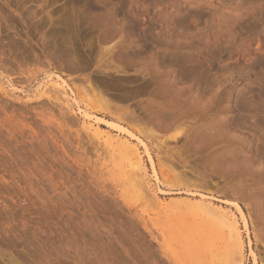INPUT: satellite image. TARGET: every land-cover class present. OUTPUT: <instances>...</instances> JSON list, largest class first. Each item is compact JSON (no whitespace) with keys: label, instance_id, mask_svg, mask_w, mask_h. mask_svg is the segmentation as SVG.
<instances>
[{"label":"rangeland","instance_id":"374dc122","mask_svg":"<svg viewBox=\"0 0 264 264\" xmlns=\"http://www.w3.org/2000/svg\"><path fill=\"white\" fill-rule=\"evenodd\" d=\"M82 111L139 137L156 179ZM251 251L264 264V0H0V264Z\"/></svg>","mask_w":264,"mask_h":264},{"label":"bare ground","instance_id":"6f19581e","mask_svg":"<svg viewBox=\"0 0 264 264\" xmlns=\"http://www.w3.org/2000/svg\"><path fill=\"white\" fill-rule=\"evenodd\" d=\"M61 79V82H62V84H54V87L55 88H60V89H64V87H65V81L62 79V78H60ZM44 83V82H43ZM48 84V83H47ZM42 89V88H41ZM49 89V88H48ZM47 89V90H48ZM57 90V89H56ZM46 91V90H45ZM65 91V90H64ZM50 92V91H49ZM54 92V91H53ZM47 93H48V91H47ZM65 94V93H64ZM53 95V94H52ZM58 99V98H57ZM71 104V103H70ZM82 116H83V118L84 119H86V120H92V122H93V124L94 125H96L97 127H99V125L100 124H103V125H105V126H107L108 128H110V129H112V130H114V131H117V132H119V133H122V134H124V135H126V136H128V137H131L132 139H135L142 147H143V149H144V152H145V154H146V156H147V160H148V162H149V164H150V167H151V169H152V174H153V176L155 177V179H156V169H155V167H154V162H153V159H152V157H151V155H150V153H149V151H148V149H147V147H146V145H145V143L139 138V137H137L135 134H133L131 131H129L128 129H126L125 127H123V126H121V125H119V124H117V123H114V122H112V121H110V120H106V119H103V118H101V117H96V118H93V116L91 115V114H89V113H87V112H85V111H82V114H81ZM123 135V136H124ZM127 139V138H126ZM135 149V148H134ZM133 150V149H132ZM135 153H136V151H135ZM137 155V154H136ZM135 156V155H134ZM133 156V157H134ZM138 156V155H137ZM137 156H135V157H137ZM135 157H134V159H135ZM136 160V159H135ZM133 163V162H132ZM134 164V163H133ZM127 170H129V169H127ZM136 182V181H135ZM134 182V183H135ZM133 183V184H134ZM141 184V183H140ZM143 184V183H142ZM139 185V184H138ZM152 187V186H151ZM158 193H160V194H163L164 193V191L161 189V188H158ZM191 194V193H190ZM236 207V210H237V212H238V214L240 215V217H241V219H242V221H243V226H244V228L246 229L247 228V221H246V218H245V216H244V213H243V211H242V209L240 208V206L239 205H236L235 206ZM226 223V222H225ZM228 229V228H227ZM230 229V228H229ZM238 233V232H237ZM251 254H252V256H253V261H254V263L253 264H256V261H255V258H254V254H253V252L251 251L250 252Z\"/></svg>","mask_w":264,"mask_h":264}]
</instances>
